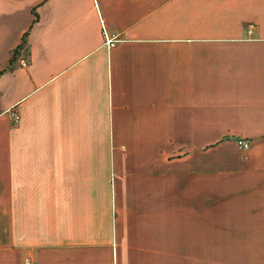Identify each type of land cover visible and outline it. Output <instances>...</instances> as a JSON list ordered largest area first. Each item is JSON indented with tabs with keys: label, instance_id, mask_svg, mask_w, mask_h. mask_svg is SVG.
<instances>
[{
	"label": "crops",
	"instance_id": "1",
	"mask_svg": "<svg viewBox=\"0 0 264 264\" xmlns=\"http://www.w3.org/2000/svg\"><path fill=\"white\" fill-rule=\"evenodd\" d=\"M226 134L218 185L264 202V0H0V264H230L263 239L199 217Z\"/></svg>",
	"mask_w": 264,
	"mask_h": 264
},
{
	"label": "rangeland",
	"instance_id": "2",
	"mask_svg": "<svg viewBox=\"0 0 264 264\" xmlns=\"http://www.w3.org/2000/svg\"><path fill=\"white\" fill-rule=\"evenodd\" d=\"M221 139L217 143H212L213 141L208 140L206 146H200L197 152L193 153L194 155H198L199 162L197 165L200 181L203 180V176H206L207 169L212 173V177L214 175V180L212 178L211 181H214L215 195L207 197L208 200L206 196L200 195L199 217L214 218L232 226L233 224H244L245 226H241V230L245 227L246 234L258 235L257 238L260 237L263 240L260 242L248 240L247 242L230 243L233 250V256L229 260L230 264H264V202L258 197L245 199L242 195L230 191L228 187H223V184L222 187L218 185L221 180H225L226 178L225 170H223L224 163L222 161L224 155L228 157L241 156L246 150L239 148L237 144L238 140L247 141L250 148V139L247 137H234L230 134H226V137H222ZM226 141L229 144L223 147L219 146ZM188 149H194V147H178L173 142V139H170L169 142L166 140L165 145H162V169L174 174L177 169L186 166L187 163L184 157L190 151ZM222 190L226 192H220ZM230 229H232V235L242 234L238 230L239 228L232 227Z\"/></svg>",
	"mask_w": 264,
	"mask_h": 264
},
{
	"label": "built area",
	"instance_id": "3",
	"mask_svg": "<svg viewBox=\"0 0 264 264\" xmlns=\"http://www.w3.org/2000/svg\"><path fill=\"white\" fill-rule=\"evenodd\" d=\"M247 33L249 36L253 35V26H249ZM104 46L106 47V49L110 50L115 43H117L119 40L117 38H115L114 36H109L108 34H106L104 32ZM19 64L21 67H26L28 66V60L26 58H21L19 59ZM12 122H17L19 120V115L13 111L10 110L8 112ZM239 148L243 149V150H247L249 148V143L245 140H238L237 142ZM23 264H35L33 263L30 259H25Z\"/></svg>",
	"mask_w": 264,
	"mask_h": 264
},
{
	"label": "trees",
	"instance_id": "4",
	"mask_svg": "<svg viewBox=\"0 0 264 264\" xmlns=\"http://www.w3.org/2000/svg\"><path fill=\"white\" fill-rule=\"evenodd\" d=\"M24 37H26V36H24Z\"/></svg>",
	"mask_w": 264,
	"mask_h": 264
}]
</instances>
